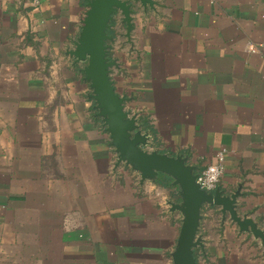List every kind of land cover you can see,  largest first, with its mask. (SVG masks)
Segmentation results:
<instances>
[{"label": "crops", "instance_id": "crops-1", "mask_svg": "<svg viewBox=\"0 0 264 264\" xmlns=\"http://www.w3.org/2000/svg\"><path fill=\"white\" fill-rule=\"evenodd\" d=\"M88 1L0 0V264H173L178 190L116 165L68 54ZM156 1L136 9L131 41L116 20L115 88L151 125V150L200 172L225 149L218 188L240 190L239 213L264 229V0ZM199 234L198 264H264L216 206Z\"/></svg>", "mask_w": 264, "mask_h": 264}, {"label": "water", "instance_id": "water-1", "mask_svg": "<svg viewBox=\"0 0 264 264\" xmlns=\"http://www.w3.org/2000/svg\"><path fill=\"white\" fill-rule=\"evenodd\" d=\"M156 0H89L74 48L68 54L76 63H83V72L91 88L90 97L95 102L96 116L102 121L110 136V145L117 154L116 165L124 163L139 173L141 182H156L160 175L171 179L170 185L178 190V200H168L171 211H179L182 222L176 247L172 253L173 264H197L194 250L204 247L199 234L202 210L205 205L216 206L225 219L237 225L240 233H249L261 241L264 249V229L248 214L238 211L240 190L224 193L220 188L206 191L197 183V167L188 163L183 155H170L150 149L152 137L143 129L135 113L126 108L127 97L119 94L111 78L116 60L109 58L108 31L119 13L126 25V38L131 41L134 14L140 6L154 9ZM264 255V251H263Z\"/></svg>", "mask_w": 264, "mask_h": 264}, {"label": "built area", "instance_id": "built-area-1", "mask_svg": "<svg viewBox=\"0 0 264 264\" xmlns=\"http://www.w3.org/2000/svg\"><path fill=\"white\" fill-rule=\"evenodd\" d=\"M37 1V0H36ZM247 50L251 52L257 51V47L253 44L247 46ZM226 150L223 149L216 154L214 161L209 164L206 168L198 173L197 183L200 187L206 191H214L218 188V185L223 176L225 167Z\"/></svg>", "mask_w": 264, "mask_h": 264}, {"label": "trees", "instance_id": "trees-1", "mask_svg": "<svg viewBox=\"0 0 264 264\" xmlns=\"http://www.w3.org/2000/svg\"><path fill=\"white\" fill-rule=\"evenodd\" d=\"M116 24H117V21H113L112 28L108 31L109 35L112 37V39L109 40L108 43H107L108 47H109V57L111 59H113V51H112V49H113L114 43H115V41H116V39L118 38V35H119L118 32H117V29L115 28ZM143 124H144V126H143L144 130L147 129V130H151L152 131L151 125L145 119H143ZM160 177H163V179H164V180L161 179L160 183L162 185H164V186H168L170 179L167 178L166 176H163V175H160ZM200 250H201L200 248H197V249L194 250V256L196 258L197 264L199 262L200 257L203 256V253L200 252Z\"/></svg>", "mask_w": 264, "mask_h": 264}, {"label": "flooded vegetation", "instance_id": "flooded-vegetation-1", "mask_svg": "<svg viewBox=\"0 0 264 264\" xmlns=\"http://www.w3.org/2000/svg\"><path fill=\"white\" fill-rule=\"evenodd\" d=\"M117 18H120V21H121V23H122V17H121V15L119 14V13H117L116 14V16H115V21L117 20ZM125 25V24H124ZM125 27H126V25H125ZM115 50V47H113V49H112V51H114ZM110 58V57H109ZM111 59V58H110ZM111 60H114V59H111ZM115 67V66H114ZM113 69V68H112ZM111 72H112V70H111Z\"/></svg>", "mask_w": 264, "mask_h": 264}, {"label": "rangeland", "instance_id": "rangeland-1", "mask_svg": "<svg viewBox=\"0 0 264 264\" xmlns=\"http://www.w3.org/2000/svg\"><path fill=\"white\" fill-rule=\"evenodd\" d=\"M118 45H116V47H117Z\"/></svg>", "mask_w": 264, "mask_h": 264}]
</instances>
